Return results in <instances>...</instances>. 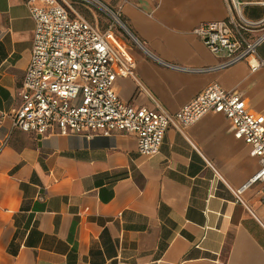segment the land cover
Wrapping results in <instances>:
<instances>
[{
    "label": "crops",
    "instance_id": "1",
    "mask_svg": "<svg viewBox=\"0 0 264 264\" xmlns=\"http://www.w3.org/2000/svg\"><path fill=\"white\" fill-rule=\"evenodd\" d=\"M100 1L142 45L114 29L135 61L136 77H117L123 100L175 111L217 81L264 115V67L198 70L221 57L193 28L226 18L225 0ZM248 5L261 9L251 19L264 16ZM34 27L25 0H0V264H264L258 187L244 202L235 193L258 159L222 113L171 126L153 155L128 132L42 137L13 126ZM257 50L264 57V42Z\"/></svg>",
    "mask_w": 264,
    "mask_h": 264
},
{
    "label": "built area",
    "instance_id": "2",
    "mask_svg": "<svg viewBox=\"0 0 264 264\" xmlns=\"http://www.w3.org/2000/svg\"><path fill=\"white\" fill-rule=\"evenodd\" d=\"M80 1L111 13L113 21L100 30L75 11L71 0H25L35 27L13 126L42 137L60 133L90 139L128 132L136 136L140 153L153 155L171 126L183 132L206 113H222L233 124L235 136L250 146V153L259 163L236 189V199L244 202V190L257 185L264 202V115L250 111L239 93L217 81L207 84L175 111L159 104L135 106L123 100L117 91V77H136L135 61L112 35L118 24L126 26L119 13L102 1ZM225 3L226 18L201 21L193 28L206 47L221 57L216 65L198 70L222 69L240 61H247L251 71L264 67V57L257 50L264 42V16L251 19L244 13L246 5L264 6V0ZM250 33L257 34L250 37Z\"/></svg>",
    "mask_w": 264,
    "mask_h": 264
},
{
    "label": "rangeland",
    "instance_id": "3",
    "mask_svg": "<svg viewBox=\"0 0 264 264\" xmlns=\"http://www.w3.org/2000/svg\"><path fill=\"white\" fill-rule=\"evenodd\" d=\"M72 4V7L75 9L77 13L91 21L96 27H98L100 30L104 29L108 23L113 21V15L108 12H104L103 10L99 9L98 7H95L93 5L87 4L80 0H71L70 2ZM261 9L259 6L256 5H247L245 6V15L249 18H254L258 14H260ZM117 12V11H116ZM120 20L123 22V24L128 28V24L124 19L121 17V15H118ZM118 30H120L123 33L124 38L127 40L129 44L134 46L135 48H140V45L136 42L134 37H132L126 30L123 28L120 24L117 25Z\"/></svg>",
    "mask_w": 264,
    "mask_h": 264
},
{
    "label": "water",
    "instance_id": "4",
    "mask_svg": "<svg viewBox=\"0 0 264 264\" xmlns=\"http://www.w3.org/2000/svg\"><path fill=\"white\" fill-rule=\"evenodd\" d=\"M126 28H127V27H126ZM126 28H125V30L131 34L130 30H129L128 28H127V29H126ZM131 35H132V34H131Z\"/></svg>",
    "mask_w": 264,
    "mask_h": 264
},
{
    "label": "bare ground",
    "instance_id": "5",
    "mask_svg": "<svg viewBox=\"0 0 264 264\" xmlns=\"http://www.w3.org/2000/svg\"><path fill=\"white\" fill-rule=\"evenodd\" d=\"M142 46V45H141Z\"/></svg>",
    "mask_w": 264,
    "mask_h": 264
}]
</instances>
